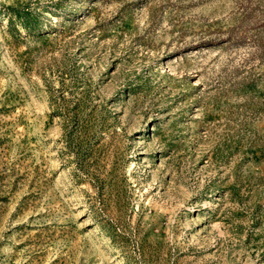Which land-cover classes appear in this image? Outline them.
<instances>
[{
    "label": "rangeland",
    "instance_id": "obj_1",
    "mask_svg": "<svg viewBox=\"0 0 264 264\" xmlns=\"http://www.w3.org/2000/svg\"><path fill=\"white\" fill-rule=\"evenodd\" d=\"M0 264H264V0H0Z\"/></svg>",
    "mask_w": 264,
    "mask_h": 264
}]
</instances>
